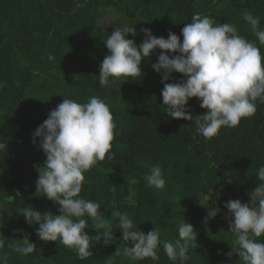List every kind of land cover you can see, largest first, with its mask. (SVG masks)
Here are the masks:
<instances>
[{
    "label": "trees",
    "instance_id": "1",
    "mask_svg": "<svg viewBox=\"0 0 264 264\" xmlns=\"http://www.w3.org/2000/svg\"><path fill=\"white\" fill-rule=\"evenodd\" d=\"M245 10L259 18L264 30V0H0V142L7 145L0 150V264H180L167 257L163 241L175 243L184 222L193 225L197 246L189 248L183 264H243L238 254L226 255L235 237L222 210L229 200L249 203L247 194L260 183L264 102L258 99L256 113L239 126L222 127L206 140L194 120L167 115L162 75L152 68L162 50L141 63L138 81L121 78L113 84L110 77L109 86L103 87L98 75L108 54L104 41L115 28H135L136 35L125 38L137 46L146 38L143 28L158 38H168L171 31L182 42V28L196 15L234 25L264 57V45L243 19ZM184 79L172 73L169 82ZM93 96L110 108L115 138L112 158L84 173L80 198L100 205L98 211L111 223L116 239L109 245L103 239L98 242L95 236L100 233L85 217L93 254L80 260L59 241H42L36 235L39 224L29 225L18 211L30 205L41 213L60 214L57 203L36 193L39 174L34 165H42L46 155L38 147L39 138L32 143V134L64 99L83 104ZM187 107L193 116L207 111L198 98H191ZM157 165L165 179L163 189L146 179ZM209 209L218 213L205 224ZM117 211L128 215L133 230L159 232L158 260L114 255L119 246L121 253L123 247L134 246L122 241L119 218L112 216ZM25 234L36 249L22 256L9 245H22Z\"/></svg>",
    "mask_w": 264,
    "mask_h": 264
},
{
    "label": "clouds",
    "instance_id": "2",
    "mask_svg": "<svg viewBox=\"0 0 264 264\" xmlns=\"http://www.w3.org/2000/svg\"><path fill=\"white\" fill-rule=\"evenodd\" d=\"M243 19L264 45V30L259 27V18L245 10ZM141 31L146 38L139 46L134 40L125 38L129 33L135 36V28H115L104 41L108 54L100 65L101 86L108 87L110 77L114 78L113 84L121 78L126 82L130 79L138 81L136 78L143 73L142 60L150 58L155 50H162L152 68L162 75L161 96L163 105L168 108L167 115L178 120H194L197 132L206 140L217 136L222 127L239 126L242 119L256 113L258 99L264 102V57L258 47L238 34L234 25L215 24L212 18L196 15L182 28V42L171 31L168 38L156 37L149 28ZM168 53L174 55L170 57ZM172 73H180L186 79L170 83ZM191 98L199 99L200 107L207 110L205 114L193 116L189 113L187 106ZM115 127L110 108L93 96L83 104L64 99L32 134V143L36 145L39 138L38 147L46 155L42 165H34L39 174L35 182L36 193H43V197L57 203L60 214L41 213L30 205L18 213L29 225L39 224L36 235L42 241H59L80 260L93 254L89 250L90 236L85 231L89 225L85 217L100 233L95 236L98 242L103 239V243L109 245L116 239L111 223L98 211L100 205L80 198L84 173L106 157L112 158L109 154ZM6 147L0 142V150ZM146 179L156 189L165 186L158 165L150 168ZM257 179L260 181L258 186L247 194L249 203L235 199L224 205L230 214L228 231L235 237L231 251L226 255L231 258L238 254L243 264H264V243L258 242V238H264V167L258 170ZM17 195H20L19 191ZM217 213L215 209H209L203 222L207 224ZM112 216L119 218L122 241L134 244L123 247V253L119 246L114 255L123 254L134 261L159 259L157 249L161 241L157 230L144 234L133 230V221L126 213L117 211ZM178 234L175 243L163 241V250L170 260H179L183 264L188 259L189 248L197 246V233L192 224L184 222L179 224ZM3 246V240H0V248ZM9 247L27 256L35 251L36 244L25 234L22 245L10 244Z\"/></svg>",
    "mask_w": 264,
    "mask_h": 264
},
{
    "label": "rangeland",
    "instance_id": "3",
    "mask_svg": "<svg viewBox=\"0 0 264 264\" xmlns=\"http://www.w3.org/2000/svg\"><path fill=\"white\" fill-rule=\"evenodd\" d=\"M110 19H111V17L107 19V22H108V21H110ZM148 59H149V58H144V59L142 60V63H145V62H147V61H148Z\"/></svg>",
    "mask_w": 264,
    "mask_h": 264
},
{
    "label": "built area",
    "instance_id": "4",
    "mask_svg": "<svg viewBox=\"0 0 264 264\" xmlns=\"http://www.w3.org/2000/svg\"><path fill=\"white\" fill-rule=\"evenodd\" d=\"M222 212H223L224 214H226V215H230V214L228 213V210H227V209H223Z\"/></svg>",
    "mask_w": 264,
    "mask_h": 264
}]
</instances>
